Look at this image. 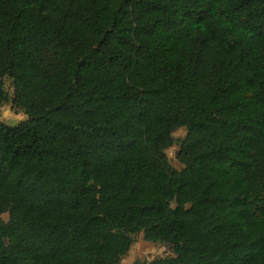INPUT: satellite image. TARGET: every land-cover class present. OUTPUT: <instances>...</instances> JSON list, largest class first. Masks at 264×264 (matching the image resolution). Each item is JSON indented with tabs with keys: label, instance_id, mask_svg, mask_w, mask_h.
<instances>
[{
	"label": "trees",
	"instance_id": "16d2710c",
	"mask_svg": "<svg viewBox=\"0 0 264 264\" xmlns=\"http://www.w3.org/2000/svg\"><path fill=\"white\" fill-rule=\"evenodd\" d=\"M9 102L0 264H264V0H0Z\"/></svg>",
	"mask_w": 264,
	"mask_h": 264
},
{
	"label": "rangeland",
	"instance_id": "374dc122",
	"mask_svg": "<svg viewBox=\"0 0 264 264\" xmlns=\"http://www.w3.org/2000/svg\"><path fill=\"white\" fill-rule=\"evenodd\" d=\"M6 90L13 96L14 89L12 86V82L9 79H5ZM1 119L3 122L10 126H16L21 122H24L28 119V117L22 112L21 110H17L12 102H9L3 105L0 108ZM187 131L185 129H179L173 133V137L176 140H182L186 137ZM179 150L178 144L173 146L172 148L166 150V154L171 165L177 169L181 170L183 165L179 163L177 159V152ZM175 206V204H173ZM2 218L5 221L9 220V215L4 214ZM134 243L131 246L130 251L127 255H125L122 260L121 264H140V263H150L154 260L166 257L174 256L173 249L167 243H154L150 241H146L144 239V234L139 233L133 236Z\"/></svg>",
	"mask_w": 264,
	"mask_h": 264
}]
</instances>
